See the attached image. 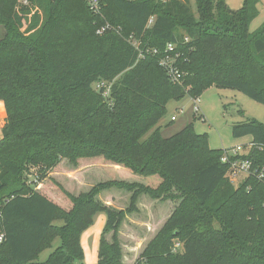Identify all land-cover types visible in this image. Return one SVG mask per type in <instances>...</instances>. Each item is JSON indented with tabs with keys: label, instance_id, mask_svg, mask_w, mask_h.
<instances>
[{
	"label": "trees",
	"instance_id": "trees-1",
	"mask_svg": "<svg viewBox=\"0 0 264 264\" xmlns=\"http://www.w3.org/2000/svg\"><path fill=\"white\" fill-rule=\"evenodd\" d=\"M20 1L0 0V264L82 261L81 237L98 214L107 220L97 264H125L120 230L143 196L178 205L133 264H264V177L232 184L225 150L196 133V117L168 138L159 126L169 102L212 87L264 105V24L250 31L261 0L238 10L193 0L195 11L191 0H100L99 14L86 0ZM106 25L120 34H98ZM168 56L182 75L177 83L161 65ZM103 81L108 98L96 90ZM232 135L252 138L245 158L264 169V124L235 123ZM63 161L109 165L149 183L111 180L77 196L56 183L41 194L36 186ZM114 189L131 195L126 209L100 200ZM58 190L70 210L47 196Z\"/></svg>",
	"mask_w": 264,
	"mask_h": 264
},
{
	"label": "rangeland",
	"instance_id": "rangeland-1",
	"mask_svg": "<svg viewBox=\"0 0 264 264\" xmlns=\"http://www.w3.org/2000/svg\"><path fill=\"white\" fill-rule=\"evenodd\" d=\"M226 2L232 10H238L244 4V0H226ZM190 4L195 11L194 1L191 0ZM261 7V14H259L258 18L254 20L250 26L251 32L261 26L264 17V0H262ZM3 35L4 31L0 27V38H2ZM199 103L202 112L206 116V121L199 118V114L197 115L194 113V103L191 97L186 96L180 101L174 100L169 102L167 106V115L162 119L159 125L162 128V135L166 138L173 136L183 130V128L192 122L197 115L194 122L195 131L198 134H207L209 136L210 147L212 149H232L243 146L252 139L251 137L234 138L232 135L233 124L246 122L249 119H254L264 124V105L253 101L237 90L212 87L204 93ZM241 112L243 114H241ZM172 117H175L177 121H171ZM1 138L2 129L0 128V139ZM35 172L36 171L33 170L32 173L35 174ZM34 174L29 176V185L37 178V175ZM50 178L51 180H46L44 183L39 182L36 186V189L39 190L41 194L43 193L42 191L46 193L49 188L53 189L56 183L60 184L65 190L75 196L87 192L100 183L111 180H122L130 183L135 182L142 184L149 183V180L144 177L135 175L132 172L127 173L125 170L118 171L109 165L102 166L99 163H94L87 164L84 167L81 166V168L78 169H73L67 161H63ZM55 188L57 187L55 186ZM108 194L115 196V201L117 200L115 205L120 208L119 210L126 209L130 204L131 195L125 191L116 189L102 193L99 198L106 197ZM56 195H60L59 198L61 202L66 203L67 200L60 190L57 191ZM63 199L66 201L64 200L63 202ZM142 200L144 208H142L138 214L128 216L120 230V242L123 248L125 264H133L136 262L148 243L163 227L178 205V202L163 203L160 201H153L147 196H143ZM150 212H153L152 216L149 215ZM62 225V222L56 223L58 227ZM96 226L97 222H95L94 227ZM59 243H61V240L56 239L52 247L42 253L39 261H47L50 254L59 246ZM97 255L98 252L96 250L84 252V259L82 261H76L73 264H96Z\"/></svg>",
	"mask_w": 264,
	"mask_h": 264
},
{
	"label": "built area",
	"instance_id": "built-area-1",
	"mask_svg": "<svg viewBox=\"0 0 264 264\" xmlns=\"http://www.w3.org/2000/svg\"><path fill=\"white\" fill-rule=\"evenodd\" d=\"M88 3V6L90 9L95 13L99 14L101 13V3L100 0H86ZM166 1V0H163ZM20 4L23 6H28L30 4V0H21ZM153 18L150 21V24H152ZM107 31H114L120 34L119 29H115L110 25H106L105 27H102L98 31V34L103 35ZM131 43L136 47L139 48V43L134 38L130 39ZM175 47L173 45H168V51L173 52ZM149 52V51H148ZM156 51H154L155 53ZM145 53H141L140 56L144 57ZM175 60L171 57H166L161 61V65L166 69L168 72V75L173 83H177L179 79L181 78L180 71L175 67ZM96 90L98 92H101L105 98H108L111 93V85L106 82H98L96 84ZM200 99H193V110L195 114H198L199 109V103ZM182 112V111H181ZM176 118L173 117L172 121H175ZM252 142L249 144H245L243 146H238L236 148L227 149L225 150L224 156L222 158V162L227 164L229 166V171L227 174V177L231 181L232 184H239L243 180H245L248 177H256L258 179H263L264 177V169H259L258 167H255L254 162L251 159L245 158L249 154V152L252 149ZM242 180V181H240ZM4 241V235L0 232V243H3Z\"/></svg>",
	"mask_w": 264,
	"mask_h": 264
},
{
	"label": "crops",
	"instance_id": "crops-1",
	"mask_svg": "<svg viewBox=\"0 0 264 264\" xmlns=\"http://www.w3.org/2000/svg\"><path fill=\"white\" fill-rule=\"evenodd\" d=\"M261 3H262V0L260 1V3L258 4V6H257V8H258V10H259V12H260V14H261V9H260V7H261ZM262 8V7H261ZM240 9V8H239ZM261 16V15H260ZM264 24V17H263V20H262V22H261V26ZM260 26V27H261ZM259 27V28H260ZM258 29V28H257ZM256 29V30H257ZM255 30V31H256ZM255 31H252V32H255ZM211 89V88H210ZM208 91V90H207ZM204 95V94H203ZM202 95V96H203ZM201 96V97H202ZM201 97L199 98L200 100H201ZM200 104V103H199ZM199 109H200V111H199V118H201L203 121H206V116H205V114L202 112V109H201V107L199 106ZM197 114V115H198ZM196 115V116H197ZM195 116V117H196ZM6 118H7V112H6V108H5V104L2 102V101H0V128L2 129L3 128V125H4V121L6 120ZM173 118V117H172ZM171 121H172V119H171ZM175 121H177V119L175 120ZM161 123V122H160ZM160 125V124H159ZM187 125V124H186ZM166 138V137H165ZM250 142H252V139H251V141H249L248 143H246V144H249ZM209 144H210V138H209ZM225 149V148H224ZM223 149V150H224ZM225 150H227V149H225ZM118 171H122V169H118ZM125 172H127L128 173V171H125ZM155 184H156V182H155ZM43 187H44V185H43ZM43 189V188H42ZM102 195V194H101ZM47 196L52 200V201H54L55 203H57L59 206H61V207H63L64 209H66V210H70L71 208H72V205L70 204V203H68V202H66V203H62L61 202V200H60V195L58 196V195H56L54 192H52V191H48L47 192ZM62 198V197H61ZM111 199V200H110ZM100 200H102L104 203H106V204H108V205H110V206H113L114 208H116V209H120V208H118V206H116L115 204L117 203V200L115 201V196H113V195H110V194H108V195H106V197H100ZM63 202H64V199L62 200ZM146 207V206H145ZM139 208H140V210H142V208H144V205H143V200L141 199V201H140V205H139ZM152 213L153 212H150V216H152ZM106 220H107V218H106V216L104 215V214H98L96 217H95V219H94V224H93V226L90 228V229H88L83 235H82V237H81V244H82V247H83V249H84V252L86 253V252H89L90 250H92V251H94V250H96L97 252H99V246H100V239H101V234H102V232H103V229H104V227H105V224H106ZM95 222H97V226L96 227H94V225H95ZM146 224H148V223H146ZM59 245H60V243H59ZM42 255V254H41ZM40 255V256H41ZM51 255V254H50ZM98 256V255H97ZM126 261H127V259H126ZM97 262H98V258H97ZM131 263V262H130ZM97 264V263H96ZM132 264V263H131Z\"/></svg>",
	"mask_w": 264,
	"mask_h": 264
}]
</instances>
